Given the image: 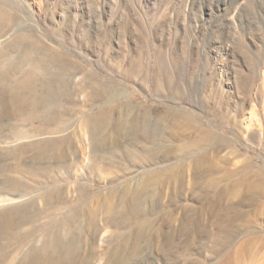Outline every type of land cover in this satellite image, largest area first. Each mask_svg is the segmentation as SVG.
<instances>
[{
  "label": "rangeland",
  "instance_id": "1",
  "mask_svg": "<svg viewBox=\"0 0 264 264\" xmlns=\"http://www.w3.org/2000/svg\"><path fill=\"white\" fill-rule=\"evenodd\" d=\"M38 262L264 264V0H0V264Z\"/></svg>",
  "mask_w": 264,
  "mask_h": 264
},
{
  "label": "bare ground",
  "instance_id": "2",
  "mask_svg": "<svg viewBox=\"0 0 264 264\" xmlns=\"http://www.w3.org/2000/svg\"><path fill=\"white\" fill-rule=\"evenodd\" d=\"M25 139H26V138H25ZM2 177H3V176H2ZM20 206H21V205H20ZM5 211H6V209H5ZM11 211H12V210H11ZM7 213H8V212H7ZM6 215H7V214H6ZM16 216H17V215H16ZM6 217H7V216H6ZM2 219H3V218H2ZM3 220H4V219H3ZM3 220H2V222H4ZM5 220H6V218H5ZM8 221H9V220H8ZM8 221H7V222H8ZM9 222H10V221H9ZM1 225H3V223H1ZM44 254H45V253H44ZM29 261H30V260H29ZM31 261L33 262V260H31ZM35 262H37V261H35ZM30 264H31V263H30ZM32 264H33V263H32ZM37 264H39V262H38Z\"/></svg>",
  "mask_w": 264,
  "mask_h": 264
}]
</instances>
